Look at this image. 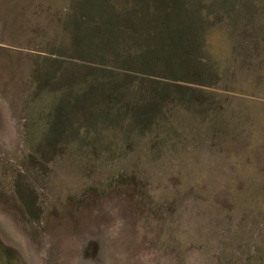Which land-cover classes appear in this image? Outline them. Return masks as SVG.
<instances>
[{
  "label": "rangeland",
  "instance_id": "obj_1",
  "mask_svg": "<svg viewBox=\"0 0 264 264\" xmlns=\"http://www.w3.org/2000/svg\"><path fill=\"white\" fill-rule=\"evenodd\" d=\"M75 1L0 0V264H263L264 0L234 1L229 16L203 0L213 25L191 64L215 65V78L175 82L197 94L164 104L162 132L182 131L172 148L120 125L54 142L81 114L48 131L84 64L46 62L68 44Z\"/></svg>",
  "mask_w": 264,
  "mask_h": 264
},
{
  "label": "trees",
  "instance_id": "obj_2",
  "mask_svg": "<svg viewBox=\"0 0 264 264\" xmlns=\"http://www.w3.org/2000/svg\"><path fill=\"white\" fill-rule=\"evenodd\" d=\"M214 1L212 5L222 6L229 16L232 2L238 0ZM203 3V0H76L71 19L61 29L68 44L61 43L60 49L52 53L56 57L46 62L63 64L59 57H65L84 64L73 65L81 68L74 76L76 85L59 93L50 110L55 119L48 120V131L60 122L61 113L81 114L76 124L69 126L68 121L62 120L65 126L60 129L57 124L54 142L72 134V138L83 143H95L100 140L102 129L120 125L135 137L148 139L155 148L170 143V148L181 146L180 129L162 132L165 126L172 130L173 124L164 104L181 101L190 105L195 100V90L187 93L191 88L175 82L205 84L215 78V65L191 64L196 52L208 48L207 34L213 25L209 15L201 14ZM212 5L211 9H215ZM45 79L71 83L68 72L62 70L46 72ZM61 103L66 105L63 111ZM70 106L76 110L69 109ZM205 121L212 128V120ZM75 126L78 129L74 134ZM83 130L86 134L92 130L91 135L97 140H89V135L84 140ZM232 168L237 169L239 176L245 171V166L236 162Z\"/></svg>",
  "mask_w": 264,
  "mask_h": 264
}]
</instances>
